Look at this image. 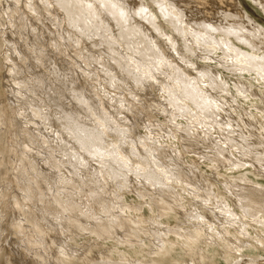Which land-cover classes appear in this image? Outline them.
Returning a JSON list of instances; mask_svg holds the SVG:
<instances>
[{
  "label": "bare ground",
  "instance_id": "bare-ground-1",
  "mask_svg": "<svg viewBox=\"0 0 264 264\" xmlns=\"http://www.w3.org/2000/svg\"><path fill=\"white\" fill-rule=\"evenodd\" d=\"M54 1L67 14L77 13L78 17L80 13L86 15L88 28L95 30L88 33L95 47L103 46L101 38L104 36L106 43L113 45V48L114 45L130 43L142 56L148 55L150 50L153 58L146 56L145 60L126 53L128 62L133 64L130 76L137 78V88L159 82L161 89L168 94L167 97L163 96L175 109L163 106L164 120L157 119L156 123L147 120L145 125L148 132L145 135L140 133L142 136L139 135L138 140L132 135L138 131V119L132 118L127 112H119V118L112 112H104L108 114L107 118L100 117L98 112H90L92 117L98 115L95 128L87 127L80 118L75 122L76 128H73V125L61 122L63 117H58L59 125H65L64 129L74 132L69 137L61 136L66 145L81 147L97 159L94 163L77 150L73 154L78 155L76 162L66 157L65 153L63 156L55 154V147L47 151L46 158L57 171L58 177L48 189L44 207L39 209L42 214L23 209L16 219H11L14 225L27 228L28 235L34 233V237L42 240L38 243L44 245L31 246L27 239L26 247L45 262L56 258L61 264L66 261L70 263L75 257L89 258L87 252L93 251L92 248L97 245L101 246L98 252L106 256L105 260L109 262L102 264H168L174 246L183 250L174 257L180 264H219L217 249H221L223 258L229 264L264 263L263 254L246 252L257 249L256 243L264 245V182L247 177L234 178L232 181L225 178L223 184L226 186L225 191L231 194L229 196L222 193L220 186L213 182H219L217 177H212V181L211 177L204 176L203 168L198 163L192 161L187 167L184 154V148L202 143L208 149V152L203 151L205 162L215 169L227 167L237 173L245 169L251 172L252 169L247 167L250 164L264 178V172L260 170L264 169V25L245 10L241 0H41V4L37 0H13L5 8L0 0V21H3L1 14L5 11L9 19L8 28H17L16 14L23 10L25 3L36 13L43 15L47 11L52 16ZM250 1L264 13V0ZM112 18L118 21L116 29ZM75 28H80L82 34L86 31L79 25ZM10 40V50L17 58L12 54L8 56L13 62L9 79L14 80L16 86L11 87L13 98L10 104L7 103L18 109V112L12 111L13 116L8 115L7 118L0 110V129H9L8 121L11 120L21 131L30 130L35 124L31 115L36 114L41 118L46 117L49 123H44L58 126L51 112H36L37 105L30 102L35 87L25 76H20L22 64L19 61L28 57V54L17 40L13 37ZM143 42L149 46H137ZM114 60L117 67L126 65L118 57ZM194 70L197 73L192 77ZM161 75L169 79L165 84H162ZM114 77L123 80L118 72ZM126 86L134 89L130 82H126ZM133 95L140 101L137 93ZM124 100L128 106L132 103L127 98ZM190 101L196 106H192ZM28 109L32 112H20ZM142 115L147 118L150 116L148 112H142ZM163 126L169 127L167 134L156 136L154 133ZM76 129L84 134L75 133ZM2 137L0 134L1 142ZM130 137L132 140H129ZM102 143L103 147L100 146ZM140 143L146 146L145 153H142ZM170 144L177 148L174 155L168 154ZM180 144L184 147L181 148ZM108 146L111 148L106 150ZM2 151L5 149L0 148V160L3 161L5 156ZM22 153L29 152L22 150ZM19 160L23 167L27 165L24 158ZM24 171L29 177L22 179L19 194L12 198L27 208L23 200L33 196L40 177L46 176L44 171H35L36 176H30L28 170ZM251 175L254 176V173ZM6 185L0 182L1 199L8 190L5 189ZM130 190L137 191L140 198L134 204L128 203L127 191L131 194ZM203 192L207 195L204 196ZM70 195L80 199H76L75 203ZM232 196L239 201L240 209ZM189 197L191 200L205 197L203 200L212 204V197H216L220 206L216 203L218 207L214 217L206 210L195 207L184 225L181 222L171 225L161 221L170 215L169 212L176 213L177 207L184 206ZM96 203L102 205L106 212L101 214L96 211ZM1 204L0 200V229H4L5 225L1 221L5 210ZM52 205L62 210L53 211ZM144 205L150 211L149 219L164 227L160 230L156 225L157 228L153 229L156 239L142 227L147 220L140 214L145 209ZM49 230H55L64 239L58 252L53 254L46 250ZM88 235V243H83L82 247L70 244L76 238ZM172 235H178L182 240L174 241ZM240 258L243 260L240 261Z\"/></svg>",
  "mask_w": 264,
  "mask_h": 264
},
{
  "label": "rangeland",
  "instance_id": "rangeland-1",
  "mask_svg": "<svg viewBox=\"0 0 264 264\" xmlns=\"http://www.w3.org/2000/svg\"><path fill=\"white\" fill-rule=\"evenodd\" d=\"M37 1L39 4H41V0H37ZM241 1H242L241 4L245 8V10H247L251 15H253L255 19H257L261 24L264 25V13L260 10V8H258L250 0H241ZM9 2H13V0H1L2 7L5 8L7 4H9ZM80 14L81 15L79 17L77 16V13L75 15L67 14L64 11V9L56 1H54V6L52 8V16L49 15L47 11H45V14L42 15L40 13H36L35 11L31 10L30 7L28 6V3H25V7L23 8V10L20 13L16 14L18 16L17 19L18 27L15 29L14 27L8 28L9 25L7 23L9 19L7 13H5L4 11V13L1 14L3 15L2 17L3 21L2 22L0 21V44H1L0 45L1 46L0 47V66H1L0 67V92H1L0 103L2 104L3 102L4 104L2 105L0 104L1 105L0 110L7 116L9 115L10 117L13 116L12 111L18 112V109H14L13 105L12 106L9 105L11 98H13L11 87L14 85L16 86V84L13 82L14 80L9 79L10 75L12 76V70L10 66L13 64V62H11V60L8 59V56L12 54L14 57H16V55H14L10 50L12 47L11 46L12 42L10 38L13 37L15 40L18 41L19 44H21L22 48H24L28 54V57L17 60H19L20 64H22V68L20 70L21 71L20 76L22 77L25 76L28 79L27 81L31 82V84H33V86L35 87V92L31 95L32 97H30V102L32 104L37 105L36 112H51L52 113L51 117L55 119L54 122L58 124V126L55 127L51 124H46L49 123L46 117L43 116L41 118L39 114L38 115L36 114L34 116L31 115V118H33L35 124L33 127H31L30 130L28 129L27 131L26 130L21 131V129L18 126L12 124L11 120L8 121L9 129L8 128L0 129L1 132L0 134L1 136H3L2 142L0 141V148L1 150L5 149L6 151V155H5V151H2V154L5 156V160L3 161L0 160V162H2V165L0 163V165L2 166V167L0 166V175H1L0 182L3 185H6L5 183L9 185V186L6 185L7 188H5L6 190L7 189L8 190L7 191L4 190L6 191L5 197H3L2 199L0 198L3 204L1 208L5 210L4 218L1 221L3 225H5V227L4 229H0V252H1L0 264H10V263L11 264H53V262L56 260V258H54V260L52 259L53 261H48V262L46 261L47 262L46 263L43 258L38 257L35 253H33V251L28 249L26 247L27 239H28V243L31 246H36L37 244H39L38 242H42V240L34 237L35 236L34 233H29L30 235H28L29 231L27 228L14 225L11 219H16V216H19L20 214L19 212H21L20 210L23 211V209H28L31 212L36 213L37 215L42 214L39 209L44 207V201L46 200V195L49 193L48 189L50 185L53 184L55 182V179L58 177L57 171L53 169L50 160L46 158L47 151L49 152L52 149V147H55L56 149L55 154L63 156V154L65 153L67 154V156L65 155L66 157H70V159L76 162L78 161L77 160L78 155L77 154L73 155V154L76 153L78 150L84 153L89 160H92L95 163L97 158L92 157L90 154L84 152V149H82L81 147L74 148L70 146V144L66 145L65 141L61 138V136L63 135L64 137L65 136L69 137L74 132L72 133L71 129H64L63 126L65 127L66 124L67 125L71 124L73 125V128H76L75 122L80 118L79 120L80 121L82 120L87 127L95 128L98 123V115H101L100 117L102 118H107L108 114H105L104 112H112L117 118H119V116H121L119 115V112H127V114L132 118H135L136 120L138 119L137 120L138 131H135L134 134H132L134 138L138 140L139 135L141 134L145 135L148 132L147 125H145L146 124L145 122L147 120L153 121L155 123L157 119L164 120V111L162 110L163 106L164 108L165 107L168 109L172 108V110L175 109L173 108L172 105L168 104V100H166V98L163 96L165 95L167 97L168 94L161 89L160 86L161 84L159 82H154V85L152 86L137 88L135 86L136 85L135 79L137 78H133L130 76L131 74L129 72L130 69H133L132 66L133 64L128 62L126 53H129L131 55L135 54L137 56H140L143 60H145V58L147 57L151 59L153 58V55L150 52V50L147 52L148 55H146L147 56L146 57L139 54L138 50H134V46L131 45L130 43L129 45L128 43H126L122 46L114 45L113 48V45L106 43L107 39L103 38L104 36L101 38L103 46L95 47L90 42V38L88 36V33L95 30L93 28H88L87 26L88 19L85 18L86 15L84 13H80ZM111 21L113 23L114 28L116 29L118 27L117 26L118 21L116 22L114 18H112ZM120 21L123 20L121 19ZM76 25L83 27L86 30L85 33L82 34L80 28L76 29L75 28ZM9 31H11V33H9ZM73 36L79 42H76L75 39H73ZM137 46L140 48L142 46H146L147 48L149 44L143 42L138 44ZM114 49L116 51H114ZM115 57L122 59L124 62H126V65L123 68L117 67V64L115 63L116 61L114 60ZM1 62L4 63L2 64ZM112 66H116V67L112 69L111 68ZM117 72L118 75L122 77L124 81L133 84L134 86L133 90L127 88L126 82H124L122 79L118 80L117 78L114 77L115 73ZM193 73L194 74H191L192 77L195 76L197 72H195L194 70ZM161 77L163 78L162 84H165L166 81L169 80L168 78L164 77V75H161ZM112 82L117 83V85H113ZM135 93H137V95L140 96L139 98L140 101L137 98H135L136 95L135 96L133 95ZM81 98H83L84 101ZM125 98H127L129 101L132 102L129 106L126 105V103L128 104V102L124 100ZM100 99L102 101H100ZM7 102H9V104ZM5 103L8 105H6ZM88 104L90 105V107H88ZM190 104L192 106H196L193 101H190ZM16 105L17 107H19L18 104ZM10 107L12 108V110ZM7 109L8 111H6ZM4 111H6L7 113ZM8 112L10 113L8 114ZM20 112H32V111L28 109L26 111L20 110ZM90 112H98L97 117L95 114L93 115V117L90 116ZM142 112H148L150 116H148V118L144 117L142 115ZM167 114L169 115L170 113L168 112ZM9 116L7 118H9ZM58 117L60 118L63 117V119H61V122L62 123L64 122L63 124H65L66 122L67 123L63 126L59 125L57 121ZM43 121H45L46 123H44ZM128 123H130V121H128ZM77 130L78 129L75 130V133L80 132V134H84V132H82L81 130L78 131ZM168 130L169 127L163 126L161 129L157 130L154 134L156 136L165 135L167 134ZM58 133L59 135L57 136ZM129 140H132V137H130ZM103 145L104 143H102V145L100 146L103 147ZM180 145L182 146V144ZM199 145L204 147H200ZM140 146L142 153H145L146 146H142L141 143ZM183 147L184 146H182L181 148ZM205 147L206 146L204 144L199 143L197 145L195 144L193 147L192 146L189 147V149L184 148V152L185 151L186 153L190 152L187 154L184 153L186 162L188 163L187 167H189L191 163L196 162L201 166V168H203L204 176L207 175L205 177L207 178L211 177L210 178L211 180L213 179L212 177L214 178L217 177L216 179H218L219 182H216L215 180L212 181L220 186L222 193L225 192L229 196L231 195L230 193L225 191L226 186L225 183L223 184V182L226 181L225 178L227 180L229 179L231 180L234 178L239 179V177H247L249 179L251 178L252 180H258L264 182V178L260 177L258 171L254 169L253 166L250 164L247 167L251 168L253 172L252 171L249 172L248 170L245 169L237 173V171H234L233 169H229L227 167L221 168V170L215 169L210 164H207L208 162H205L204 155L205 152H208V149ZM110 148L111 147L108 146L105 149L108 150ZM169 148L170 149H168V154L174 155L175 151H177V148L174 147L173 144H170ZM22 150L27 151L29 153L23 154ZM203 151L205 152L203 153ZM21 158H24L26 161L27 165L24 167L22 162L19 160ZM92 158H94V160ZM8 162H10V164H7ZM24 170H28L27 172L29 173L30 176H36L35 171L37 172L44 171L46 176V177H40V180L38 182V187H36L33 191V196L31 198H27L26 200L24 199L25 201L23 200V203L25 202L27 203L28 206L27 208L22 207L21 205L15 202V199L12 198L14 195H17V193L19 194L22 179L29 177ZM260 170L264 172V169H260ZM219 173L220 174L222 173L221 176H219L220 175ZM253 173L254 176L251 175ZM223 174H226L228 177L226 175L224 176ZM223 178L224 181H222ZM132 190H130L131 194H128L129 192L127 191V199L129 204L130 203L134 204L135 202H138L140 200V198L136 194L137 191H132ZM203 194L204 196L207 195V193L205 192H203ZM204 198L205 197H203V199ZM212 198H213L212 200L214 201L213 204L209 203L208 201L207 202L204 201L202 198H195V200L193 199L196 202L195 204V202L191 200L192 198L189 197L188 198L189 202L186 201L184 203V206H178L177 208L179 209H176V213L175 211L173 213H171L172 211L169 212L171 216L169 215L161 221L165 223L168 222L171 225H177L181 223H183L182 225H184L185 220L190 218V214L193 213L195 211L194 209L196 208H201L202 210H206V212H208L214 217V212H216V207H218L219 202H218V198L216 197H212ZM214 198H216V200ZM76 199H80V198L75 195L72 196L71 200L77 203ZM234 200L237 204V207L240 209L241 206L239 205V201L236 198ZM197 201H199L198 202L199 204H197ZM200 203H202L203 205ZM98 205L100 204L99 203L95 204L96 211H98L101 214L105 213L106 211L103 209L102 205L100 206ZM56 206L57 205L54 206L52 205L51 209L53 211L57 209L62 210L61 207L59 206L56 207ZM146 207L147 206H145V209L140 212L142 217H144L143 219H147L145 220V224H143L142 227H145L146 230L149 232V234L152 236V238L156 239L157 236L153 229L157 228L156 225H158L157 229L160 230H163L164 227H162V225H160L161 226L160 227L158 222H154L151 219H149L150 211ZM213 208H215V210ZM74 212L80 213L79 210H74ZM177 212L178 213L182 212L183 214L181 213L178 214ZM217 212H219V210H217ZM187 214L189 216H187ZM221 216L222 215H219L220 218H222ZM157 220L160 221L159 219ZM255 227L259 228V226H255ZM151 231L153 232L151 233ZM30 237H32V239ZM172 237H173L172 240L174 241L182 240L180 236L178 238V235L177 237L175 235H172ZM47 238L48 241L46 245V250L48 251V253L53 254L55 253V251L58 252L59 245L64 240L62 239V236L55 230H49L47 234ZM89 238L90 235L76 238V240L69 242L71 245L82 247L83 243L85 244L88 243ZM108 244L110 243L108 242ZM39 245L44 247L43 244L42 245L39 244ZM256 246L257 249H253V252L252 250L250 251L247 250L246 252H248L249 254L260 253L263 254L264 256V245L256 243ZM100 247H101L100 245H97L92 248L93 251H88L87 254L89 258H86L84 256H80L79 258L75 257L72 259V261H70V263L67 261L65 263L66 264H102L103 262L109 263L108 261L105 260L107 257L98 252ZM174 247H175L174 250L176 252L174 250L172 251L170 255L171 258H169V260L167 259L168 264H180L174 260V257L179 255L176 254L177 252L180 253L183 252V250H180L182 248H179L177 246ZM217 250H218L217 252H219V255L217 256L218 262L220 261L219 264H229L223 258L221 254L222 253L221 249H217ZM238 254L239 253H237V255ZM232 258L234 259V255L232 256ZM36 259L38 260L36 261ZM243 259H246V257H244ZM243 259L240 258L239 260L242 261ZM33 261L35 263H33ZM172 261H174L175 263H173ZM54 264H61V263H59V261L56 260Z\"/></svg>",
  "mask_w": 264,
  "mask_h": 264
}]
</instances>
